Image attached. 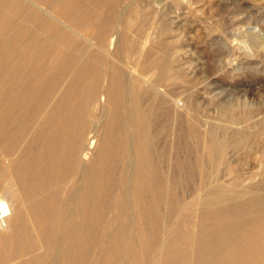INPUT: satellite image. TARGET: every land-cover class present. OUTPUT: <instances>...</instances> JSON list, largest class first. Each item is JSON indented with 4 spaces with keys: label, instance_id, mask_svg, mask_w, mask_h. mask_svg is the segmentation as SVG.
I'll use <instances>...</instances> for the list:
<instances>
[{
    "label": "bare ground",
    "instance_id": "1",
    "mask_svg": "<svg viewBox=\"0 0 264 264\" xmlns=\"http://www.w3.org/2000/svg\"><path fill=\"white\" fill-rule=\"evenodd\" d=\"M88 1L0 0V264H264L261 251L249 261L247 235H236L264 211V193L216 181L219 155L244 148L249 133L206 122L201 146L198 120L167 88L183 64L154 57L153 44L141 53L113 29L101 11L111 14L114 0ZM87 27L92 37L79 31ZM220 114L235 125L245 118L227 106ZM173 138L192 143L196 167L211 168L215 183L198 186L200 197L175 195ZM255 230L262 243L264 219Z\"/></svg>",
    "mask_w": 264,
    "mask_h": 264
},
{
    "label": "rangeland",
    "instance_id": "2",
    "mask_svg": "<svg viewBox=\"0 0 264 264\" xmlns=\"http://www.w3.org/2000/svg\"><path fill=\"white\" fill-rule=\"evenodd\" d=\"M87 1L81 0V3L87 4ZM114 1L116 6L113 12L107 14L102 10L101 15L112 21L113 29L116 26V31L125 32L134 39L137 51L143 53L153 44L154 57L164 54L171 56L173 68L179 62L183 64L182 71L167 82V88L184 101V113L198 120L201 146L206 142V122L217 133L222 131L223 126L231 131L244 129L249 133L244 148H228L222 156L219 155V167L225 174L216 181L225 187L241 190L250 186L264 193V0ZM134 8L138 15L134 14ZM79 31L88 37L93 35L91 27ZM117 57L123 65H130L128 58L131 59V56L119 54ZM122 69L126 71V68ZM225 106L245 117L241 123L232 124L227 116L220 114ZM175 143L173 138L171 174L176 176L180 172L181 175V184L175 188V195L186 199L200 197L206 187L215 183L210 176L211 168L207 165L203 172L195 166L192 143L186 147H177ZM92 154V151H87L84 158L89 159ZM180 159L187 162L183 170L177 168ZM234 177L240 180L237 182ZM198 186L203 191L198 190ZM2 195L9 197L8 194ZM108 196L105 199L108 205L105 217L109 227L113 228L115 223L111 219L116 213L112 204L114 195ZM165 208L164 221L167 222L173 215L168 207ZM247 219L248 224L236 229L235 233L247 235L246 245L252 252L249 261L258 260L256 252H264V241L258 243L257 234L260 231L255 228L264 219V211L250 214V217L247 215ZM162 235V228H159L157 242L161 241ZM104 238L105 234L98 235L92 248L95 260ZM230 244L237 246L236 241ZM190 264L198 263L193 259Z\"/></svg>",
    "mask_w": 264,
    "mask_h": 264
}]
</instances>
